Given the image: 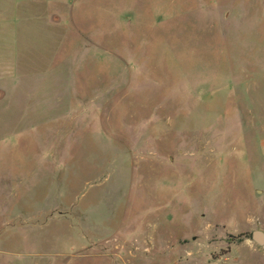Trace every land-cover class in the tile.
<instances>
[{
    "label": "rangeland",
    "instance_id": "1",
    "mask_svg": "<svg viewBox=\"0 0 264 264\" xmlns=\"http://www.w3.org/2000/svg\"><path fill=\"white\" fill-rule=\"evenodd\" d=\"M7 2L0 264H264L259 0Z\"/></svg>",
    "mask_w": 264,
    "mask_h": 264
},
{
    "label": "crops",
    "instance_id": "2",
    "mask_svg": "<svg viewBox=\"0 0 264 264\" xmlns=\"http://www.w3.org/2000/svg\"><path fill=\"white\" fill-rule=\"evenodd\" d=\"M8 6L7 0H0V97H4L5 95L2 86L16 78V76H19V74L26 75L29 72V63L32 62L31 47H29L28 42L26 43L25 51L21 50L18 41L20 30H16L12 24H8V19L12 12ZM259 8L263 15L260 20L264 21V0H259ZM36 11V7L34 8L33 4L29 3L25 9L18 11V15L22 18L20 24L23 37L31 36L34 25L38 24ZM245 69L241 67L239 70L245 73ZM250 72H257V68H252ZM253 86L257 87V84H253ZM258 148L260 156L264 161V135L259 139Z\"/></svg>",
    "mask_w": 264,
    "mask_h": 264
},
{
    "label": "water",
    "instance_id": "3",
    "mask_svg": "<svg viewBox=\"0 0 264 264\" xmlns=\"http://www.w3.org/2000/svg\"><path fill=\"white\" fill-rule=\"evenodd\" d=\"M251 240L264 249V233L260 231L253 232L251 234Z\"/></svg>",
    "mask_w": 264,
    "mask_h": 264
}]
</instances>
